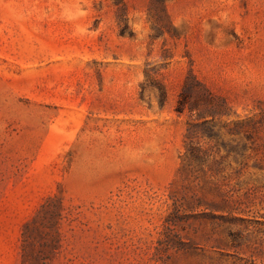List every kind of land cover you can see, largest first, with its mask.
Listing matches in <instances>:
<instances>
[{"label": "rangeland", "instance_id": "obj_1", "mask_svg": "<svg viewBox=\"0 0 264 264\" xmlns=\"http://www.w3.org/2000/svg\"><path fill=\"white\" fill-rule=\"evenodd\" d=\"M48 204L49 264H264V0H0V264Z\"/></svg>", "mask_w": 264, "mask_h": 264}, {"label": "trees", "instance_id": "obj_2", "mask_svg": "<svg viewBox=\"0 0 264 264\" xmlns=\"http://www.w3.org/2000/svg\"><path fill=\"white\" fill-rule=\"evenodd\" d=\"M200 83L196 80L193 74H189L186 77L183 84V91L180 94L178 100V111L182 112L185 107L189 110H193L199 107L196 102H191L190 94L192 89ZM205 90V88H203ZM204 109H201L200 118L205 116ZM210 115H214L216 111L212 110ZM242 120L237 122V125L242 124ZM192 125L188 128L190 134ZM59 206H51L50 204L43 207L41 215L29 222H26L22 228V245H21V263L22 264H49V262L54 257L58 247H59V233L56 232L58 221L60 219ZM44 229L41 232V229ZM35 237H39L42 240L40 248L35 251L34 244L32 240ZM44 240V241H43Z\"/></svg>", "mask_w": 264, "mask_h": 264}]
</instances>
